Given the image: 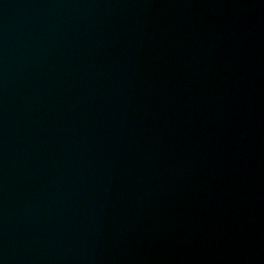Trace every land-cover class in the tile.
<instances>
[{
	"label": "water",
	"instance_id": "1",
	"mask_svg": "<svg viewBox=\"0 0 264 264\" xmlns=\"http://www.w3.org/2000/svg\"><path fill=\"white\" fill-rule=\"evenodd\" d=\"M0 264H264V0H0Z\"/></svg>",
	"mask_w": 264,
	"mask_h": 264
}]
</instances>
